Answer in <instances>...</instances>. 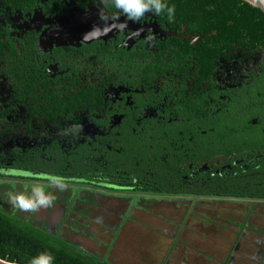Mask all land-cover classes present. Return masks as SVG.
<instances>
[{
  "label": "flooded vegetation",
  "instance_id": "flooded-vegetation-1",
  "mask_svg": "<svg viewBox=\"0 0 264 264\" xmlns=\"http://www.w3.org/2000/svg\"><path fill=\"white\" fill-rule=\"evenodd\" d=\"M161 2L132 20L112 0H0V182L53 194L17 218L60 241L109 216L119 230L127 201L171 208L173 241L243 209L226 264H264V22L232 0Z\"/></svg>",
  "mask_w": 264,
  "mask_h": 264
},
{
  "label": "rangeland",
  "instance_id": "rangeland-1",
  "mask_svg": "<svg viewBox=\"0 0 264 264\" xmlns=\"http://www.w3.org/2000/svg\"><path fill=\"white\" fill-rule=\"evenodd\" d=\"M12 175L25 176L15 172ZM31 189L32 186H26L24 182L14 180L7 183L0 182V213L18 216L24 222L28 214L33 213L35 217L42 216L49 207H41L36 212H24L10 202V193L30 195ZM144 201L157 202L149 198ZM85 202H81L83 208L88 205ZM106 203L110 202L102 201L101 205ZM128 203L129 201L125 205L129 208L128 211H131L132 220L126 221L119 230L115 231L109 227L113 221L117 220L115 216L114 219L109 216L108 220L101 225L100 223L90 224L89 236L75 234L66 237L67 240L64 241L91 256L103 259L108 264H226V250L234 236L230 229L235 226L231 222L242 219L244 213L243 209H207L205 221L191 220L193 224L184 227L183 234L173 241L172 236L168 234L176 231L178 226L166 220V217L175 216L171 208L165 209L164 205L145 207L143 204L139 205L137 200L132 204ZM224 204L228 205V203ZM224 204L221 205L225 206ZM55 208L56 206H53L54 211ZM73 229L82 233L86 232L80 225L73 226ZM66 231L68 232L67 229ZM173 247L175 251L171 250ZM214 249H219V253L214 252Z\"/></svg>",
  "mask_w": 264,
  "mask_h": 264
},
{
  "label": "trees",
  "instance_id": "trees-1",
  "mask_svg": "<svg viewBox=\"0 0 264 264\" xmlns=\"http://www.w3.org/2000/svg\"><path fill=\"white\" fill-rule=\"evenodd\" d=\"M232 1L264 22V12L258 7L244 0ZM44 253H50L54 258L52 264H108L63 240L48 237L16 216L0 213L1 261L7 264H32L33 259H39Z\"/></svg>",
  "mask_w": 264,
  "mask_h": 264
},
{
  "label": "clouds",
  "instance_id": "clouds-1",
  "mask_svg": "<svg viewBox=\"0 0 264 264\" xmlns=\"http://www.w3.org/2000/svg\"><path fill=\"white\" fill-rule=\"evenodd\" d=\"M112 4L132 20H139L145 12L153 9L159 14L166 7V5L162 4L161 0H112ZM168 12L171 17L174 14V6L169 8ZM96 31L94 27L90 32L85 33L82 41H87L88 37ZM55 199L56 197L53 194L45 193L43 185H33L30 195L10 193V202L14 207H18L24 212H36L41 207H51ZM53 259L50 253H44L39 259H33L32 264H52Z\"/></svg>",
  "mask_w": 264,
  "mask_h": 264
},
{
  "label": "water",
  "instance_id": "water-1",
  "mask_svg": "<svg viewBox=\"0 0 264 264\" xmlns=\"http://www.w3.org/2000/svg\"><path fill=\"white\" fill-rule=\"evenodd\" d=\"M249 4L258 7L262 12H264V0H244Z\"/></svg>",
  "mask_w": 264,
  "mask_h": 264
},
{
  "label": "built area",
  "instance_id": "built-area-1",
  "mask_svg": "<svg viewBox=\"0 0 264 264\" xmlns=\"http://www.w3.org/2000/svg\"><path fill=\"white\" fill-rule=\"evenodd\" d=\"M0 263H5V262H3V261L0 260ZM5 264H7V263H5Z\"/></svg>",
  "mask_w": 264,
  "mask_h": 264
},
{
  "label": "crops",
  "instance_id": "crops-1",
  "mask_svg": "<svg viewBox=\"0 0 264 264\" xmlns=\"http://www.w3.org/2000/svg\"><path fill=\"white\" fill-rule=\"evenodd\" d=\"M126 223V222H125ZM125 223H123V225L125 224ZM123 225L122 226H120V227H123ZM190 258H192V257H190ZM195 258V257H194Z\"/></svg>",
  "mask_w": 264,
  "mask_h": 264
}]
</instances>
